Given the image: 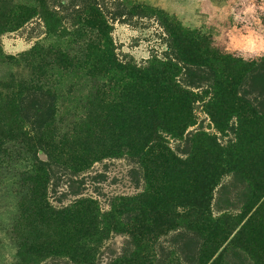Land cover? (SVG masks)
I'll list each match as a JSON object with an SVG mask.
<instances>
[{"label": "trees", "instance_id": "trees-1", "mask_svg": "<svg viewBox=\"0 0 264 264\" xmlns=\"http://www.w3.org/2000/svg\"><path fill=\"white\" fill-rule=\"evenodd\" d=\"M39 1L37 6L33 0H0V36L39 15L53 26L54 17L45 16L43 0ZM91 9L73 33L80 51L71 43L59 42L34 46L19 57L0 52L3 61H26L30 71L26 76L12 73L0 79V165L12 167L11 172L17 169L13 177L21 185L8 225L16 247L15 264H42L52 259L102 264L100 245L114 226L118 228V222L124 226L121 218L131 223L128 230L138 247L110 264H153L141 251V238L182 202L218 187L226 168L250 181L253 198L245 217L235 225L222 223L212 213L196 220L193 229L201 240L190 262L222 264L231 244L252 252L264 249L262 111L229 86L219 87L211 112L220 129L236 119L235 140L226 148L206 131L191 134L196 124L193 92L167 77L156 59L147 66L120 60L102 12ZM58 29L53 33L58 34ZM180 37L204 41L202 36L185 32ZM200 47L204 55L185 54L184 48L180 54L196 61L192 64L207 63L210 57L229 65L245 64L206 44ZM72 79L76 88L83 85L85 100L80 112L69 111L68 121L58 118V100L63 90L72 94L65 83ZM185 136L187 150L176 153L169 137L180 140ZM121 153L137 159L145 169L144 192L116 198L112 211H103L92 197L67 205L53 203L50 189L60 169L82 172L94 162Z\"/></svg>", "mask_w": 264, "mask_h": 264}, {"label": "rangeland", "instance_id": "rangeland-1", "mask_svg": "<svg viewBox=\"0 0 264 264\" xmlns=\"http://www.w3.org/2000/svg\"><path fill=\"white\" fill-rule=\"evenodd\" d=\"M33 1L40 5L39 0ZM43 3L45 16L54 17L53 26L39 15L22 28L1 35L0 52L19 57L34 46L59 42L71 43L74 50L80 51L79 40L73 33L84 15L96 8L110 27L113 47L120 60L147 66L156 59L167 77L175 78L180 86L193 92L196 124L190 128L191 134L196 130L206 131L226 148L235 140L236 119H230L226 129H220L211 112L219 87L229 86L264 114V0H43ZM56 28L63 31L58 29V34L53 33ZM182 32L202 36L204 41L182 40ZM203 43L241 58L245 64L229 65L218 57H210L207 63L192 64L196 61L181 56L182 48L185 54H203L200 47L205 48ZM26 63L0 59V79L12 73L28 75ZM73 82L74 79L65 81L70 86L66 91L72 94L66 95L65 90L64 95L60 94L58 118L68 120L70 110L80 112L83 107V85L76 88ZM185 140L186 136L180 140L168 139L176 153L187 150ZM9 168L0 165V264H15L16 256L8 225L21 185L13 177L18 170L13 167L11 172L12 167ZM228 170L224 169L218 187L182 202L141 238V251L153 264H194L190 261L198 253L197 243L201 239L193 227L204 213H212L230 226L237 224L241 216L245 217L253 188L250 181ZM58 175L50 189L55 205L92 197L103 211H112L111 203L118 197L141 194L147 184L141 163L125 153L94 162L82 172L60 169ZM121 220L124 226L118 222V228L114 226L100 245L102 264H110L122 254L130 255L138 247L128 230L131 223L125 218ZM260 256H264V249L252 252L231 244L222 264H264ZM42 264L73 263L52 259Z\"/></svg>", "mask_w": 264, "mask_h": 264}]
</instances>
